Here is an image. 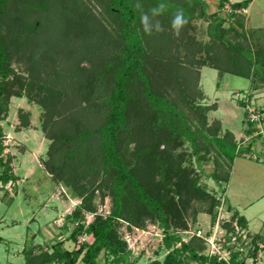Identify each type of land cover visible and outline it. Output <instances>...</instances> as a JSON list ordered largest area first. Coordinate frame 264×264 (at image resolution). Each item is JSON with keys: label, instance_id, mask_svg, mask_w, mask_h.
Listing matches in <instances>:
<instances>
[{"label": "trees", "instance_id": "obj_1", "mask_svg": "<svg viewBox=\"0 0 264 264\" xmlns=\"http://www.w3.org/2000/svg\"><path fill=\"white\" fill-rule=\"evenodd\" d=\"M81 2L0 0V121L7 116L10 97L25 96L43 106V130L53 141V152L72 139L78 140L77 149L80 147L83 151L77 158L76 148L65 152L67 160L72 157L78 164L76 173L81 177L74 186L77 189L75 195L81 201L65 217L67 222L75 224L69 239L77 243V247L64 249L62 242H57L52 246V252L42 255H34L30 249L25 253V264H33V261L35 264H134L128 260L131 250L118 232V226L119 221L124 220L129 225L141 227L140 212H146L152 221L159 219L163 228L161 247L155 253L157 255L164 250L165 254L161 260H153L152 264H245V258L239 257V251H231L229 260L216 254H204L202 238L194 234L188 240H182L172 226L179 224L186 229L183 213L191 200L208 202V207L200 210L211 214V223H215L219 201L199 181L198 176L203 170L197 173L193 162L200 166L201 161L212 160L214 168L206 176L224 192L233 161L251 154L256 140L262 137L264 117H260L259 112L258 120L249 116L245 119V134L250 141L241 147L229 130L220 134L219 121L207 123L206 113L212 108L199 103L204 98L199 87L200 69L204 66L215 69L219 76L231 74L249 80L248 96L246 100H239V105L245 108L244 113H247L253 91L264 90V27L246 28L244 14L236 12L247 8L251 0L231 3L228 17L207 13L203 0H164L169 7L157 17L163 31L154 32L151 36L142 30L140 11L133 8L136 0H105L106 13L117 23L113 33H107L106 41H102L109 49L102 54L105 64L100 65V71L105 75V86L109 91L105 89L106 96L99 98L96 105L90 104L91 100L89 102L87 98L95 108L94 122L89 124L93 127L80 123L72 132V128L66 126L73 119L67 113L69 99H59V92L44 79L40 81L37 72L20 75L12 66V60L14 54L18 55L23 50L27 40V36L21 39V31L44 29L47 21L53 24V18L58 14H67L68 31L74 32L72 37L69 34L63 37L64 33H61L65 45L70 40L74 42L72 52L79 48L83 52L88 45L92 46L89 39L93 41L96 38L99 43V38L94 35L98 29L85 34L83 18L74 19L73 13ZM140 2L147 12L161 0ZM227 2L229 0H219L218 5L222 7ZM11 6L15 7V12L21 11L25 16L33 14L32 24L28 25L21 13L12 14ZM180 8L184 10L188 23L176 37L171 32L170 20ZM201 17L210 20L204 30L207 40H199L191 33V21ZM177 45L183 47L181 55L172 49ZM86 56L92 58L91 55ZM20 118L21 126L26 127L24 116ZM3 139L0 125V182L6 184L14 181L15 176L10 157L2 155L5 148ZM255 159L259 162L260 157ZM70 164L63 161L58 166L59 173L66 166L72 167ZM84 164L85 170L80 171ZM76 166L71 168L72 175ZM100 169L105 179L102 177L96 184L93 178L97 177ZM50 170L53 173V169ZM107 179L112 207L107 215H103L96 212L92 204L93 189L86 190V186L100 187ZM196 211L189 214L194 221ZM85 212L93 213L92 220L87 223L83 219ZM232 220L240 228L246 227V218L236 211ZM224 225L227 231H234L231 221ZM81 234L91 239L78 242L77 237ZM226 237L227 240L231 238L227 234ZM235 237L240 239V236ZM249 243L252 248L248 256L252 258V264H256L258 252L264 251V236L255 234Z\"/></svg>", "mask_w": 264, "mask_h": 264}, {"label": "rangeland", "instance_id": "obj_2", "mask_svg": "<svg viewBox=\"0 0 264 264\" xmlns=\"http://www.w3.org/2000/svg\"><path fill=\"white\" fill-rule=\"evenodd\" d=\"M58 1L66 3L67 0ZM80 1L82 2L73 13L74 19L83 18L82 26H85L83 28L87 30L85 34L98 29L94 35L99 38V43L96 38H94L96 41L89 39L92 46L87 44V49L85 48L83 52L82 48L72 52L74 42L70 40L69 44L65 45V38H61V33H64L63 37L65 34L72 37L74 32L68 31L67 14L64 13V16L58 14L53 18V24L47 21L44 29L21 31V39L27 36V40L23 50H20L18 55L14 54L12 60V66L20 75L28 76L30 71L37 72L41 78L40 81L44 79L46 83L52 85L53 90L59 92V99H69L67 113L68 116H73V119L68 121L66 126L72 128V132L80 123L85 125L88 123V127H93V124H89L94 122L95 108H92L90 104L96 105L99 98L106 96L105 89L109 91L105 86V75L100 71V65L105 64L102 54L109 49V47L105 48L106 45L102 41L104 39L106 41L107 33H113L117 25L105 11V0ZM203 1L206 4L207 13L228 17L230 4L240 0H229L222 7L218 5L219 0ZM10 12L14 15L21 13L20 16L26 18V23L32 24L33 14L25 16L21 11L15 12L14 6H11ZM236 12L244 14L246 28L264 27V0H252L249 7ZM209 21V18L204 17L191 21L193 27L191 33L195 38L207 40L208 37L204 30ZM38 22L37 20L36 23ZM14 24L18 27L17 23ZM224 25H227V22ZM65 46L68 47L65 48ZM84 46L86 47V44ZM174 47L172 49H175L174 51L179 55L184 51L181 46ZM86 54L91 55L92 58L87 57ZM248 84L249 80L243 77L231 74L219 76L215 69L207 66L200 69L199 87L204 98L199 103L212 108L206 113L207 123L210 125L215 120L219 121L220 134L229 130L241 147L250 141L245 134L247 128L245 119L248 116L251 117L250 110H253V113L259 112L260 117H264V90L253 91L246 108L247 113H244L245 108L239 105V100H246L248 96ZM87 98L91 100V102L89 100L90 104ZM43 112V106L35 100L29 101L25 96H11L7 116L0 121L5 145L2 155L4 158L10 157L12 173L15 176L14 181L6 184L0 182V237L2 238L0 240V264H25L27 251L32 249L31 252L34 255L50 253L52 246L57 242H62L61 247L64 249L77 247V243L69 239L75 224L67 222L65 217L81 201L80 197L75 195L77 189L74 188L81 177L79 173H76L79 168L78 164L74 163L72 157L67 160L65 152L72 148L77 149L79 143H77L78 140L72 139L61 144L57 152H53L51 150L53 141L47 138L43 130ZM21 115L28 124L26 127L21 126ZM77 151L76 158L81 157L83 151L80 147ZM257 157H260L259 162H256ZM263 158L264 131L262 137L258 138L253 145L251 154L247 157L240 156L233 161L224 192L220 191L213 179L206 176L214 168L212 160L201 161L200 166L193 162V168L197 173L203 170L198 176L199 181L205 184L206 191L209 194H215L214 197L219 201L215 209V223H211V214L200 210V208L208 207V202L201 203L191 200L183 213L186 229L181 228L179 224L172 226V229L185 241L194 235L193 232L200 229L201 237L199 238H202L204 242V254H216L220 258L229 260L231 251H239V257L245 258V264H252V258L248 256L252 248L249 243L250 237L258 233L264 236ZM63 161H68L72 167L77 165L74 175H72L71 166H66L63 172L59 173L58 166ZM84 170L85 164L80 171ZM98 172L97 177L93 178L96 184L102 177L105 179L103 170L100 169ZM89 179L90 176H88ZM105 182L100 187L90 188L88 184L86 186V190L92 191L93 189L92 204L96 212L103 215H107L112 207L110 182L108 179ZM193 210H197L195 221L189 215ZM235 211L246 218L245 228H240L232 220ZM83 215L85 223L93 218V213L90 212H85ZM140 215L141 227L129 225L127 221L121 220L118 232L131 250L128 260L134 261V264H152L153 260H161L165 254L164 250L157 255L155 253L161 247L163 228L159 219L154 218L152 221L146 212H140ZM228 221L232 222L234 231H227V226L224 224ZM226 234L231 237L230 240H227ZM235 236H240V239ZM77 239L81 242L88 241L91 237L81 234ZM33 264H35L34 261ZM190 264H196V262ZM256 264H264L263 250L258 252Z\"/></svg>", "mask_w": 264, "mask_h": 264}, {"label": "clouds", "instance_id": "obj_3", "mask_svg": "<svg viewBox=\"0 0 264 264\" xmlns=\"http://www.w3.org/2000/svg\"><path fill=\"white\" fill-rule=\"evenodd\" d=\"M168 3L161 0L155 6H152L149 11L143 10V5L140 0H136L133 8L140 11V23L142 30L146 35L151 36L154 32L159 33L163 31V26L157 17L161 16L167 11ZM188 23L182 8L177 9L170 20V29L174 36L179 37L181 30Z\"/></svg>", "mask_w": 264, "mask_h": 264}, {"label": "built area", "instance_id": "obj_4", "mask_svg": "<svg viewBox=\"0 0 264 264\" xmlns=\"http://www.w3.org/2000/svg\"><path fill=\"white\" fill-rule=\"evenodd\" d=\"M250 112H251V114H250V116H251V119L252 120H258L259 119V113L258 112H256V113H253L254 111L253 110H250ZM200 229H198V230H196V232L194 233L193 232V234H195L196 236H198V237H201L200 236ZM218 251V250H217ZM215 253V252H214Z\"/></svg>", "mask_w": 264, "mask_h": 264}, {"label": "crops", "instance_id": "obj_5", "mask_svg": "<svg viewBox=\"0 0 264 264\" xmlns=\"http://www.w3.org/2000/svg\"><path fill=\"white\" fill-rule=\"evenodd\" d=\"M251 2H252V0H251ZM251 2L249 3V5H251ZM249 5H248V7H249Z\"/></svg>", "mask_w": 264, "mask_h": 264}]
</instances>
